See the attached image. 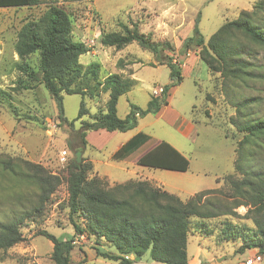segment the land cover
<instances>
[{
    "label": "rangeland",
    "instance_id": "rangeland-1",
    "mask_svg": "<svg viewBox=\"0 0 264 264\" xmlns=\"http://www.w3.org/2000/svg\"><path fill=\"white\" fill-rule=\"evenodd\" d=\"M255 2L256 0H40L35 5L0 8V159L13 165L19 164L23 172H29L30 167L26 164L29 161L46 168L52 174H58L76 153L69 144H79L77 131L81 128V121L76 120L73 126L62 121L58 116L56 103L45 86L38 82H34L33 87L20 84L19 79H26L27 76L14 67V61L19 59L14 45L23 23L39 18L49 5L58 4L71 13L74 38L83 42L95 41L94 47L80 57L82 64L100 62L101 77L124 70V75L133 74L138 79L137 84L119 98L118 115L122 118L127 115L132 103L145 109L151 96L160 95L162 87L171 82L170 68L166 64L170 57L174 62H181L183 80L173 89L169 104L159 114L149 113L140 117V126L151 141L165 140L183 152L191 162L190 168L186 172L145 168L144 172L154 176L157 185L184 200L216 185L217 180L222 181L219 188L226 192L228 183L223 177L235 171V149L245 136V133L230 122L231 117L236 114L233 103L242 97L254 98L256 102L246 112L253 119L264 118V47L256 45L254 55L250 58L256 65L255 71L259 76L228 91L223 89V78H217L219 73L213 75L203 60L196 62L194 56L188 58L189 55H181V50L185 39L194 35V25L199 13V31L207 42L223 23L238 18L243 9H253ZM133 22H139L143 32L151 33L160 43H170L175 50L165 46L161 58L157 59L152 52L143 49L136 42L120 50L101 43L102 31H118L122 29L121 23L131 25ZM200 49L201 47L193 45L189 53L198 55ZM30 61L37 69L38 56H31ZM107 99V93L97 100L87 98V107L94 114ZM81 101L82 97L78 94L65 95L64 108L68 121L78 116ZM83 119H89V116ZM91 138L102 144L107 137L105 134L93 133ZM260 140L258 143L261 149L255 145V141L250 146L253 155L249 157L254 166L264 164V137ZM117 142L118 139H111L102 150L87 143L83 151L87 156H94L102 161L95 171L109 174L110 182H125L134 178V175L128 174L127 163L110 158ZM63 150L68 151L65 161L61 159ZM9 179L3 182L5 188L0 186V223L30 210L35 204L33 198L31 201H16L12 195L18 190L12 192L10 185L15 181ZM24 182L25 192L33 197L36 193L35 186L27 178ZM67 197L66 185L62 184L40 214L24 221L21 227L23 240L6 251L0 250V264H54L51 259L53 243L42 231L58 237H68L74 233L69 209L65 206ZM248 209L249 206L240 205L235 210L241 217L229 216L228 219L253 226V221L246 217ZM222 219L225 217L206 220L202 224L201 219L192 218L188 243L190 262L264 264V252H260L258 248L253 247L242 253L239 251L244 242L241 238L230 241L222 239ZM101 244L106 250H116L103 241ZM94 245V237H76L75 248L71 253L72 263H81L86 258L82 264H118L98 257ZM258 256H261L259 261L249 263L248 259ZM129 258L135 260L136 257L130 255ZM136 262L163 264L153 260L149 251Z\"/></svg>",
    "mask_w": 264,
    "mask_h": 264
},
{
    "label": "trees",
    "instance_id": "trees-1",
    "mask_svg": "<svg viewBox=\"0 0 264 264\" xmlns=\"http://www.w3.org/2000/svg\"><path fill=\"white\" fill-rule=\"evenodd\" d=\"M40 0H0L2 7H23L38 4ZM199 15L194 25V35L185 39L181 55H188L193 45L201 47L198 56L209 71L217 78H223V89L228 91L239 84L255 79L259 74L256 65L250 60L255 46L264 47V0H256L253 9H243L238 18L228 20L213 33L206 42L198 27ZM121 30L101 32L100 41L105 46L123 49L133 42L161 58L165 46L175 50L170 43L156 41L151 33L142 31L139 22L131 25L121 23ZM14 51L19 59L14 67L27 76L19 79L20 84L33 87L34 82L45 86L54 99L59 118L71 126L81 121L77 131L79 144L73 151L83 153L90 131L104 129L109 132H125L137 127L140 117L149 113L157 114L169 104L173 89L183 80L180 61H167L171 82L162 87L160 95H152L145 109L131 104L125 117L118 115V101L122 94L131 90L137 80L120 72L100 75L102 64L91 62L84 65L80 57L90 51L73 34L71 13L61 5L51 4L37 19L23 23L17 33ZM38 56V68L30 61ZM1 90V89H0ZM3 93V91H1ZM107 93L108 99L100 104L94 114L87 107L86 99H99ZM66 94L82 97L78 116L68 121L65 116L64 98ZM256 102L254 98H239L233 103L236 114L230 119L245 136L235 149V171L223 177L228 190L221 188L205 189L184 200L149 180L131 179L110 185L98 175H92L93 163L83 157L77 161L76 153L61 173L52 174L46 168L26 162L29 172H23L19 164L13 165L0 159V186L5 188L4 180L15 182L12 196L16 201L33 198L35 204L13 219L0 223V250H8L23 240L21 227L27 218L42 212L58 187L66 185L69 219L74 233L68 237H58L42 231L53 243L51 259L54 264H74L71 253L75 248L76 237L95 238L94 249L98 257L118 264H138L130 255L142 257L150 252L153 260L163 264H189L188 243L192 218L203 221L225 217L221 220L222 239L225 241L241 238L244 242L240 252L256 247L264 252V164H251L253 151L250 146L264 137V118L253 119L246 112ZM89 116V119H83ZM146 133H139L126 142L114 155L115 159L125 157L132 150L148 140ZM234 138V137H233ZM261 152V151H259ZM250 156V157H249ZM249 159V162L248 160ZM140 165L175 171H187L189 158L165 140L158 143L139 159ZM25 178L35 186V195L25 192ZM25 192V193H24ZM218 194V196H217ZM36 199V201H35ZM240 205L249 206L247 218L253 226L238 224L228 219L241 217L235 210ZM101 241L115 247V252L106 250ZM86 258L82 260V264ZM202 264V263H201Z\"/></svg>",
    "mask_w": 264,
    "mask_h": 264
},
{
    "label": "crops",
    "instance_id": "crops-1",
    "mask_svg": "<svg viewBox=\"0 0 264 264\" xmlns=\"http://www.w3.org/2000/svg\"><path fill=\"white\" fill-rule=\"evenodd\" d=\"M189 57L188 58H192L194 56V61H198L200 59V57L197 55V54H194V55H191V53L188 54ZM196 58V59H195ZM198 58V59H197ZM201 60V59H200ZM120 73H125L126 72L124 70H121L119 71ZM106 76V75H105ZM104 76V77H105ZM128 76H131L133 77V74L131 75H128ZM103 77V78H104ZM134 78V77H133ZM136 79V78H135ZM138 81V79H136ZM164 108V107H163ZM162 108V109H163ZM162 111V110H161ZM160 111V112H161ZM159 112V113H160ZM157 113V114H159ZM96 132V133H95ZM143 130L140 126V119H139V123L137 125V127H135L134 129H131V130H128V131H125V132H109V131H106L104 129H100V130H97V131H90L88 132L87 134V142L88 144L90 143L95 149L97 150H102L104 148H106V145L108 143V141H111V139L113 138H116L118 139V142H117V145H116V148L115 150H113V152L110 153V158L112 160H119V161H123L124 163H127L128 167H127V171H128V174L129 175H134V178H130L129 180L131 179H141V180H149L153 183L156 184L155 182V177L152 176L151 174H148L146 173L145 174V168H152V167H148V166H144V165H140L138 163V159L143 155L145 154L147 151H149L150 149H152L157 143L159 140H153L151 141L150 140V137L148 138V140L143 143L141 146L137 147L136 149L132 150L130 153H128L125 157L121 158V159H115L114 158V155L115 153L126 143L128 142L131 138H133L135 135L139 134V133H142ZM105 134V136L107 138L104 139V142L102 144H98L96 142H94V139L91 138V134ZM144 133V132H143ZM111 138V139H110ZM108 139V140H107ZM110 139V140H109ZM183 153V152H182ZM84 154V155H83ZM83 157L87 158L88 160H90L92 163H93V173L92 175H98L100 177H103L105 178L110 185H114L116 183H122V182H117L116 180H114L113 182H110V175L109 174H101L98 170L95 171V168L98 166V163H101L102 161L94 156H90L87 154H85V152L82 153ZM108 164V163H107ZM132 168V169H130ZM168 170V169H166ZM189 170V169H188ZM168 171H175V170H168ZM186 172V171H184ZM135 175H137L135 177ZM159 179V178H158ZM128 181V180H127ZM126 182V181H125ZM222 184V181L220 180H217V184L214 185V186H211L210 188L208 189H214V188H219ZM157 185V184H156ZM205 190V189H204ZM200 192V191H199ZM197 193V192H196ZM175 194V193H174ZM177 195V194H176ZM189 264H193L192 262H189Z\"/></svg>",
    "mask_w": 264,
    "mask_h": 264
},
{
    "label": "built area",
    "instance_id": "built-area-1",
    "mask_svg": "<svg viewBox=\"0 0 264 264\" xmlns=\"http://www.w3.org/2000/svg\"><path fill=\"white\" fill-rule=\"evenodd\" d=\"M84 43L89 47V48H93L94 45H95V41L94 40H89V41H84ZM161 92H162V89H161ZM67 154H68V151L67 150H63L61 152V159L62 161H65L66 158H67ZM261 259V256H258L256 258H252V259H248L249 263H253L255 261H259Z\"/></svg>",
    "mask_w": 264,
    "mask_h": 264
},
{
    "label": "water",
    "instance_id": "water-1",
    "mask_svg": "<svg viewBox=\"0 0 264 264\" xmlns=\"http://www.w3.org/2000/svg\"><path fill=\"white\" fill-rule=\"evenodd\" d=\"M76 156H77V161H81L82 159V155L79 152H76ZM141 257H136L135 260H140Z\"/></svg>",
    "mask_w": 264,
    "mask_h": 264
}]
</instances>
